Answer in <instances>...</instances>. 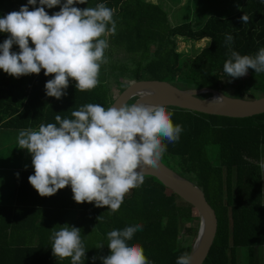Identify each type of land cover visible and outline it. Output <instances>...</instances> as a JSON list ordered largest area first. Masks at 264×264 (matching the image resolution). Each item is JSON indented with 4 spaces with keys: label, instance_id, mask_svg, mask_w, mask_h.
<instances>
[{
    "label": "trees",
    "instance_id": "obj_1",
    "mask_svg": "<svg viewBox=\"0 0 264 264\" xmlns=\"http://www.w3.org/2000/svg\"><path fill=\"white\" fill-rule=\"evenodd\" d=\"M65 2L44 7L52 15ZM99 3L114 10L117 31L103 37L109 44L108 63L101 65L98 85L78 92L76 81L70 79L66 95L58 100L46 95L45 84L54 77L45 76L43 69L19 78L0 69L1 128L36 130L42 123H55L57 114L71 118V111L89 103L107 108L115 99L112 85L120 93L142 80L166 81L182 90L209 88L235 98L255 91L264 96V74L249 69L246 76L232 79L223 71L227 34L233 36L231 46L241 55H255L264 47V0H246L236 14L209 17L199 27L191 22L172 24L167 10L153 0H87L74 6L84 9ZM22 5L28 0H0V17ZM39 6V0L28 5L29 10ZM245 13L249 22L243 25L240 17ZM8 36L0 32V43ZM204 39L208 45L197 54H182L185 40ZM29 46L34 48L31 41ZM12 51L18 53L19 46L13 45ZM166 109L183 132L176 143L164 141L167 151L161 161L203 192L217 218L216 236L203 264H264V176L259 167L264 162V114L239 119ZM33 174L32 170L21 173L15 203L0 212V264H71V258L59 261L51 249L53 228L59 230L64 224L81 229L83 264L110 254L107 232L138 223L143 230L128 243L142 247L152 264H176L178 256L191 251L199 216L154 177L145 176L144 184L130 190L120 208L111 212L94 202H75L71 186L41 197L29 182ZM100 244L102 249L97 248ZM95 264L102 261L97 258Z\"/></svg>",
    "mask_w": 264,
    "mask_h": 264
},
{
    "label": "clouds",
    "instance_id": "obj_2",
    "mask_svg": "<svg viewBox=\"0 0 264 264\" xmlns=\"http://www.w3.org/2000/svg\"><path fill=\"white\" fill-rule=\"evenodd\" d=\"M86 3L66 0L60 11L49 15L44 6L52 9L61 0H39L40 6L34 10L28 5H37V0H28L19 11L0 17V32L9 34L0 43V69L15 78L38 75L43 69L45 76L54 77L45 84L46 95L58 100L66 95L70 79L76 81L78 92L94 89L101 65L108 63L105 50L109 44L103 37L115 35L117 24L114 10L104 3L84 9L74 6ZM240 21L247 24L249 16L245 13ZM233 39L231 34L225 37L226 77L246 76L249 69L264 74V47L255 55H241L232 48ZM13 45L19 46L18 53L12 51ZM171 117L162 105L137 102L105 108L89 103L71 111V118L57 114L55 123H42L36 130L21 129L16 142L32 155L34 174L28 179L41 197L71 186L75 202H94L96 207L107 206L114 212L130 190L144 184L149 167L159 168L167 144L180 140L183 126L174 124ZM259 167L264 176V162ZM143 227L138 223L107 232L110 254L92 257L93 264L97 258L102 264H152L142 247L128 243ZM50 240L52 254L59 261L71 258V264H83L86 250L80 228L69 224L53 228ZM192 262L189 252L176 260V264Z\"/></svg>",
    "mask_w": 264,
    "mask_h": 264
},
{
    "label": "water",
    "instance_id": "obj_3",
    "mask_svg": "<svg viewBox=\"0 0 264 264\" xmlns=\"http://www.w3.org/2000/svg\"><path fill=\"white\" fill-rule=\"evenodd\" d=\"M204 94L212 96L200 98V95ZM214 98L218 99L212 101ZM132 99L134 100L130 104L141 102L228 118L242 119L264 114V96L235 98L209 88L182 90L166 81L157 80L130 83L117 95L110 106L119 108L124 104H129ZM145 176L157 179L165 188L190 204L197 212L200 224L190 254L193 256L192 264H203L217 232L215 212L206 201L203 192L194 183L164 165L162 161L157 169L149 167Z\"/></svg>",
    "mask_w": 264,
    "mask_h": 264
},
{
    "label": "rangeland",
    "instance_id": "obj_4",
    "mask_svg": "<svg viewBox=\"0 0 264 264\" xmlns=\"http://www.w3.org/2000/svg\"><path fill=\"white\" fill-rule=\"evenodd\" d=\"M158 1L164 9L167 10L170 15V22L172 24H180L185 22H191L194 26H201L209 17H217L221 19L228 18L236 14L240 7L246 0H153ZM208 40L191 41L185 40L180 47L182 54L187 57L197 54L202 48L208 45ZM228 92H231L228 89ZM111 94L114 98L119 94V89L115 86H111ZM247 96H253L254 98L262 97L263 94L255 91ZM2 132V131H1ZM3 133L6 132H2ZM1 135V133H0ZM18 135H8L0 137V162L4 165L5 162L11 164V166H17L21 168L34 169L32 166V155L27 149L18 148L16 138ZM9 162H8V160ZM2 165V166H3ZM27 166V168H26ZM16 168V167H15ZM3 175V173L1 174ZM13 180V193L10 195V199L15 195V180L16 177L0 178V182ZM5 187H9L8 184ZM10 188V187H9ZM6 198V196L4 197ZM9 199V195H7ZM7 205L9 202H6ZM13 204V203H12ZM6 204H4L5 206Z\"/></svg>",
    "mask_w": 264,
    "mask_h": 264
},
{
    "label": "crops",
    "instance_id": "obj_5",
    "mask_svg": "<svg viewBox=\"0 0 264 264\" xmlns=\"http://www.w3.org/2000/svg\"><path fill=\"white\" fill-rule=\"evenodd\" d=\"M20 130L6 129V128L0 127V133H1L0 137H2V136L5 137V136H7V134L8 135H10V134L18 135ZM1 131L6 132V133H3V135H2ZM8 162H9V160H8ZM2 165L3 164H1V162H0V178H2V177L3 178H7V177L14 178V177H16V180H15V195H16V189H17V183H18L19 177L23 171H26V169L21 168V167H17V166L13 167V166H11V164H8L7 162H5L3 166ZM27 170L34 171V169H27ZM2 173H3V175H1ZM17 174H19V175H17ZM6 184H8L10 188L5 187ZM12 185H13V180L9 181L6 179V181L0 182V212H1L3 207L11 206L15 203V202H13V198L10 199V195L13 193V187H11ZM7 195H9V199H7ZM15 195H14V201H15ZM5 196H6V198H4ZM6 202H9V204L7 205ZM4 204H6V205L4 206Z\"/></svg>",
    "mask_w": 264,
    "mask_h": 264
}]
</instances>
